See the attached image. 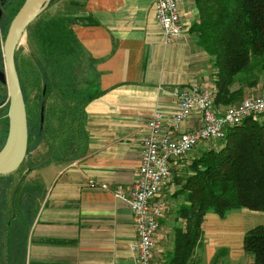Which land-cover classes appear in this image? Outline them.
I'll return each instance as SVG.
<instances>
[{
	"label": "crops",
	"instance_id": "crops-1",
	"mask_svg": "<svg viewBox=\"0 0 264 264\" xmlns=\"http://www.w3.org/2000/svg\"><path fill=\"white\" fill-rule=\"evenodd\" d=\"M71 3L76 5L73 27L98 59L100 93L86 107L87 154L58 167L29 223L25 264H137L134 214L116 197L115 187L121 184L130 191L149 118L157 109L166 121L171 117L176 86L208 82L210 56L187 29L198 16L194 0L180 1L187 25L171 42L156 18L155 0ZM202 123L201 112L194 110L177 131ZM178 186L166 183L155 200L165 204L166 192L172 194ZM257 224H264L263 211L241 208L225 217L207 212L204 255L211 260L218 248L227 246L230 254L237 253L238 263L244 256L243 235ZM168 231L160 227L156 233L155 264L164 261L171 244Z\"/></svg>",
	"mask_w": 264,
	"mask_h": 264
},
{
	"label": "trees",
	"instance_id": "trees-1",
	"mask_svg": "<svg viewBox=\"0 0 264 264\" xmlns=\"http://www.w3.org/2000/svg\"><path fill=\"white\" fill-rule=\"evenodd\" d=\"M24 1L0 0L3 9L0 23L5 35ZM56 1L51 0L26 28L28 59L22 56L23 44L15 53L29 127L23 162L27 161L30 169L51 162L70 163L87 154L86 107L100 93L98 59L73 27L76 5L71 0H63L62 9L48 13ZM194 1L198 16L188 30L196 44L208 52L214 67L215 105L227 107L243 99L246 88H256L260 82L264 86V0ZM40 82L43 84L39 92L31 95V89ZM42 104L45 106L43 123ZM8 111L9 104L0 108V122L5 127L0 149L8 134ZM217 143L220 146L205 148L194 156L183 176L175 175L179 186L172 194L176 202L173 221L169 217L160 218V223L171 227L167 232L171 244L161 264H197L192 257L204 244L202 223L207 212H216L222 217L241 208L264 212V109L228 126ZM40 144H45L46 148L37 149ZM27 185L17 183L10 199L9 190L5 234L0 235L1 252L4 248L5 253L0 256L1 264H5V260L6 264H14L9 252L11 209L18 195L32 189L36 191L34 185ZM20 199L19 196L21 210ZM34 208L36 211L37 206ZM243 249L251 256V264H264V224L245 231ZM225 250L228 247L222 246L218 253ZM17 258L16 255L14 260Z\"/></svg>",
	"mask_w": 264,
	"mask_h": 264
},
{
	"label": "built area",
	"instance_id": "built-area-1",
	"mask_svg": "<svg viewBox=\"0 0 264 264\" xmlns=\"http://www.w3.org/2000/svg\"><path fill=\"white\" fill-rule=\"evenodd\" d=\"M180 1L155 0L156 18L167 42L182 35L187 25ZM173 92L177 106L171 117L166 121L164 112L157 109L148 120L149 132L143 139L141 163L130 191L121 184L115 187L116 197L126 202L134 214L137 238L132 243V250L137 264H155L156 233L164 212V202L155 198L171 178L174 163L202 141L223 138L228 126L264 109V93L244 97L220 109L214 103L213 90L199 83L176 86ZM194 110L201 112L203 123L199 127L177 131ZM91 185L96 184L92 182Z\"/></svg>",
	"mask_w": 264,
	"mask_h": 264
},
{
	"label": "rangeland",
	"instance_id": "rangeland-1",
	"mask_svg": "<svg viewBox=\"0 0 264 264\" xmlns=\"http://www.w3.org/2000/svg\"><path fill=\"white\" fill-rule=\"evenodd\" d=\"M62 6H63V0H57L47 10V12L50 14L55 13L59 9H62L63 8ZM195 19L196 18L194 19L192 18L191 22L194 21ZM191 22L189 23V25L191 24ZM0 29H1L2 38H4L6 31H5L4 26L1 23H0ZM21 44L25 45V49L22 50V53H23L22 56L28 59L27 53L29 49L27 47L25 36L19 45ZM0 57H1L0 59L1 67L5 68V58H4L2 51L0 52ZM207 66H208V77H207L208 82H203L202 85L209 88L210 90H213L214 89V83H213L214 67L210 60V57L207 62ZM42 84L43 82H40V85L38 87L31 89V95L37 94ZM262 93H264V86L260 82L256 88H252V89L246 88L245 94L243 95V97L261 95ZM9 102H10V97H9L8 85L0 81V108L6 107L9 104ZM4 137H5V127H3L2 123L0 122V139L3 140ZM217 142H218V139H208V140L202 141L188 155H186L183 158L178 159L179 161L178 165L180 164V166L175 168L176 162L174 163L173 175L169 179V181H167V183L169 185H174V184L177 185L179 181L175 179V175L183 176L188 170L191 159L197 154H199L205 148H209L211 146H216V147L220 146ZM45 148H46L45 144H40L37 149L44 150ZM37 149H35L33 152H36ZM65 163L66 162L64 161L51 162L48 164L36 165L30 169L29 163L25 161L19 166L20 167L19 170L13 171L11 174L7 173V174L0 176V235L5 234V215H6L5 207L8 203L7 200L10 199L12 195V191L16 187L17 183L19 184L20 182H22L23 186H28L27 184H31L32 186L34 185L36 187V191L32 189V192H29L27 194L25 193V191L24 193L20 195L16 194V197L17 195L18 197H17L15 204L12 206V209H11L13 211V215H11V218L13 221L9 227V232H10L9 252L11 253V261H13L14 264H25L26 247L28 244L27 235H29V230H30L29 223L35 213L34 206L39 205L40 200L43 198L44 190L49 185L51 178L58 171V167L62 166ZM10 189H11V194L8 199ZM167 194H169L170 199L168 197H166L165 199L166 202L164 204V212L161 218L169 217V220L173 221V217L175 214L173 210L175 209L176 203L174 204L175 200L172 197L173 193L171 194L167 191L166 195ZM19 196L21 198L20 200L22 201L21 210H20ZM9 203H11V201ZM209 214H213L219 217L217 213L212 212V211L209 212ZM170 221L168 222L170 223ZM160 227L164 228V230L171 229L170 224H166L165 222L162 223V221H161ZM24 245H25V249H24ZM205 245H206V240L204 241L203 246H200L197 248V252L192 257L193 259H195L197 264H248V263L251 264L250 263L251 256L246 253H244V256L241 257L240 261L237 263V253L234 252L235 254H233V252L231 251V254H230L229 248L228 250H225L222 252L219 251V253H218V250H219L218 248L216 255L213 258H211V260H209L204 255ZM0 252H1V248H0ZM1 254L5 255L4 248H3V252L0 253V256ZM16 255L18 258L15 261L14 257L16 259ZM11 261H9V263ZM4 263L6 264V260L4 261Z\"/></svg>",
	"mask_w": 264,
	"mask_h": 264
},
{
	"label": "water",
	"instance_id": "water-1",
	"mask_svg": "<svg viewBox=\"0 0 264 264\" xmlns=\"http://www.w3.org/2000/svg\"><path fill=\"white\" fill-rule=\"evenodd\" d=\"M50 2L51 0H25L11 20L4 38L0 29V52H3L5 58V68L0 66V81L8 85L10 97L9 129L0 149V174L15 171L27 155L29 141L27 106L16 67L15 53L26 34L27 26L48 7ZM2 14L3 9L0 6V18ZM44 110L45 106L42 104V123Z\"/></svg>",
	"mask_w": 264,
	"mask_h": 264
}]
</instances>
